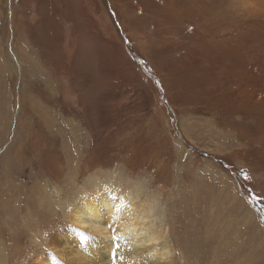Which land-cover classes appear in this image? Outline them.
Segmentation results:
<instances>
[{"label": "rangeland", "instance_id": "1", "mask_svg": "<svg viewBox=\"0 0 264 264\" xmlns=\"http://www.w3.org/2000/svg\"><path fill=\"white\" fill-rule=\"evenodd\" d=\"M96 182L172 264H264V0H0V264H79Z\"/></svg>", "mask_w": 264, "mask_h": 264}, {"label": "bare ground", "instance_id": "2", "mask_svg": "<svg viewBox=\"0 0 264 264\" xmlns=\"http://www.w3.org/2000/svg\"><path fill=\"white\" fill-rule=\"evenodd\" d=\"M105 185L96 182L74 201L69 229L55 234L61 245H77L74 260L79 264H132L133 259L135 264L142 260L172 264L175 249L168 245L165 233L156 230L160 218L152 206L131 190ZM36 264H53V260L41 258Z\"/></svg>", "mask_w": 264, "mask_h": 264}]
</instances>
